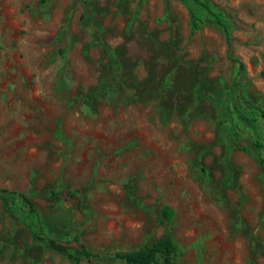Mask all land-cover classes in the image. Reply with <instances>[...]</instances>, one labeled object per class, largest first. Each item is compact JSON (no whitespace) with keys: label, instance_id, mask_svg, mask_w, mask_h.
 Masks as SVG:
<instances>
[{"label":"rangeland","instance_id":"obj_1","mask_svg":"<svg viewBox=\"0 0 264 264\" xmlns=\"http://www.w3.org/2000/svg\"><path fill=\"white\" fill-rule=\"evenodd\" d=\"M210 1L240 71L180 0H0V185L48 214L34 229L124 264L113 253L159 238L168 203L175 264H264V0ZM13 202L0 264H71Z\"/></svg>","mask_w":264,"mask_h":264},{"label":"trees","instance_id":"obj_2","mask_svg":"<svg viewBox=\"0 0 264 264\" xmlns=\"http://www.w3.org/2000/svg\"><path fill=\"white\" fill-rule=\"evenodd\" d=\"M188 9L190 18V27L192 30L198 29L204 23L203 16H208L213 24L220 28L224 34L227 53L229 59L238 65L239 71L242 70L243 64L235 57L229 54L230 51V24L223 17L221 10L217 9L210 0H180ZM260 75L264 77V70L260 72ZM108 78L101 80L100 84L104 88L107 87ZM235 88L231 87V91ZM262 115L263 112H261ZM246 120H255L258 115L252 110L243 112ZM234 126L228 130L235 133ZM254 146L264 152V145L256 140ZM263 166L264 173V158L260 159ZM49 200L55 202L60 201L59 192L54 189H43L40 192ZM73 195V192H70ZM0 199L2 211L4 214L14 213L13 201L19 200L22 205V212L19 221L26 224L29 233L32 236L33 242L42 245L46 249L69 259L71 264H95V260L99 258L100 254L94 252L87 246L81 243L78 237L75 238L76 245H66L59 242L56 239L40 233L37 229L33 228V223L38 222L48 217L47 213H43L37 204L33 201L31 195L27 192L9 189L0 185ZM12 201H11V200ZM175 215V210L168 203L161 205L159 209V218L163 224V234L150 242L144 243L138 248L128 250H117L113 255L120 259L124 264H175L176 257L181 253V247L177 244L170 232V224Z\"/></svg>","mask_w":264,"mask_h":264}]
</instances>
